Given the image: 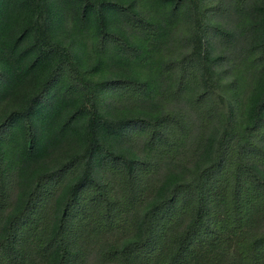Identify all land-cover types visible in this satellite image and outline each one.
I'll return each mask as SVG.
<instances>
[{
  "label": "trees",
  "instance_id": "1",
  "mask_svg": "<svg viewBox=\"0 0 264 264\" xmlns=\"http://www.w3.org/2000/svg\"><path fill=\"white\" fill-rule=\"evenodd\" d=\"M246 1L238 0L241 5ZM254 3L251 26L257 42L252 47L259 54L260 69L247 98L245 122L240 121L242 141L233 146L228 135L222 136L223 143L216 148V157L209 167L213 172L218 171L222 163L227 165L229 196L225 203L223 228L232 236L253 223V208L264 217V0H255ZM216 11L218 7L204 0H0V101L26 78L30 77L34 82L31 95L18 108L2 115L0 120V151L2 144L15 135L16 172L26 174L25 178L30 181L24 199L8 214L0 231V264H23L14 246L18 228L32 221L34 202L44 192L42 187L56 183L75 166L78 174L68 176L70 183L55 200L50 236L43 244V251L50 250L48 264H69L77 228L68 227L67 217L85 186L95 188L89 202L95 207L100 206L92 220L103 232L116 229V210L105 197L98 196L97 182L99 168L108 160L112 169L124 171L123 182L132 197L130 200L135 197L134 161L125 157L127 153L118 146L123 143L126 128H148V141L155 147H161L171 137L180 140L186 135L184 124L172 116L160 125L134 114L120 113L115 120L104 115L97 104L98 90L94 89L93 81L85 80L78 69L82 66L78 64L81 55L77 32L89 33L97 51L102 52L111 45L131 54L135 50V33L141 34L143 41H150L159 37L172 19L183 16L195 23L192 38L200 47L201 21ZM66 18L70 19L74 31L69 32L70 40L62 42L55 36V31L64 35L62 29ZM204 29L223 41L230 37L218 25H207ZM205 60L207 57L197 67L192 60L167 64L169 69H175L177 93L185 89L196 70L203 78L214 74V65ZM99 61L101 59L97 58L96 63ZM96 63H91L88 68H97ZM117 80L124 89L130 88L131 84L141 85L123 74H118ZM212 92L207 86L195 101H203ZM67 141L77 148H70L69 158L59 168L45 169V156L60 144H68ZM230 146L234 149L228 156ZM245 154L253 155L252 162L246 161ZM116 164H122L121 168ZM1 173L0 169V210L3 205ZM205 175L201 173L195 183L181 182L172 174L164 180L159 190L167 197L152 198L137 233L127 238L120 250H115L121 259L119 264H180L185 250L184 237L177 250L173 245L167 253L161 249L159 255L154 254L150 250L156 243L150 219L161 210V206L169 205L174 199L181 202L174 212L176 216H183L194 198L201 202L199 183ZM86 210L88 212L91 208ZM199 211L185 225L186 235L199 231L208 239L215 237L217 229L206 222ZM167 220L171 221L168 217ZM69 234H72V244L67 239ZM239 251L243 264H264L261 260L264 228L259 237L239 242ZM105 255L109 259V254Z\"/></svg>",
  "mask_w": 264,
  "mask_h": 264
},
{
  "label": "rangeland",
  "instance_id": "2",
  "mask_svg": "<svg viewBox=\"0 0 264 264\" xmlns=\"http://www.w3.org/2000/svg\"><path fill=\"white\" fill-rule=\"evenodd\" d=\"M204 1L218 7V11L209 13L208 19L201 21L200 47L192 38L195 23L183 16L172 19L168 28L150 41H143L141 34L135 33V50L131 54L111 45L102 52L97 51L89 33L77 32L81 55V63L78 61V64L82 66L78 69L85 80L93 81L94 89L98 90L97 104L104 115L115 120L120 113L134 114L160 125H164L172 116L184 124L186 135L180 140L171 137L161 147H155L148 141V128H126L127 134L118 146L127 153L125 157L134 161L133 179L137 193L130 200L132 197L123 182L124 171L120 169L122 164H116L120 166V171L112 169L108 160L101 164L98 196L102 195L113 205L118 217L117 227L109 232L98 228L92 219L100 206L95 207L89 202L95 188L85 186L78 203L67 217L68 227L77 228L69 264H119L121 259L115 250H120L126 239L137 233L140 221L143 222V213L152 198L167 197L166 193H160L159 187L170 174L177 175L178 180L184 183H195L201 173L206 175L199 183L201 202L194 198L184 215L176 216L174 212L181 202L174 199L169 205L161 206V210L150 219V226L154 230L153 240L156 242L150 250L154 254L159 255L161 249L167 253L173 245L177 250L184 237L185 250L181 254L180 264H243L239 242L257 238L263 233L264 217L255 208L253 223L248 228L245 226L236 236L229 235L223 228L225 203L229 196L228 169L226 163H222L218 171L209 169L216 157V148L223 143L222 136L228 135L233 146L242 141L241 122H245L247 98L260 69L257 61L259 54L252 47L257 42L251 26L255 0H247L242 5L238 0ZM207 25L220 26L230 37L226 41L221 40L204 29ZM62 30L64 35L61 31H55V36L62 42L70 40L69 32L74 29L69 18H66ZM206 57L208 60L205 61L214 65V74L203 78L196 70L185 89L177 93L175 69H169L167 64L171 61L192 60L197 67ZM97 58L101 62L96 63ZM93 62L97 68L89 69ZM118 74L132 78L141 85L131 84L130 88L124 89L116 81ZM33 86V79L26 78L16 90H11L0 101V120L2 115L18 108L31 95ZM207 86L212 88V94L203 101H195V97L204 93ZM14 138L15 135H12L3 143L0 151L3 194L0 231L8 214L24 199L30 183L25 178L26 174L16 172L17 144ZM67 143L60 144L45 156V169H56L64 164L65 159L69 158L70 148L76 147L74 143ZM233 149L232 146L228 147V156H231ZM252 157L251 154H245L246 161L249 159L252 162ZM78 171L75 166L69 172L71 174L42 187L44 192L34 202L32 221L25 227H19L14 238V246L23 264L49 263L47 255L50 250L43 251V244L50 236L55 200L70 183L71 178L68 176L75 172L77 175ZM245 192L243 189L242 193ZM88 207L91 210L87 212ZM199 210L203 213L202 218L217 229L215 237L208 239L199 231L186 235L185 225ZM67 239L70 244L73 243L72 234L67 235ZM105 253L109 254V259ZM261 260L264 263V253Z\"/></svg>",
  "mask_w": 264,
  "mask_h": 264
}]
</instances>
